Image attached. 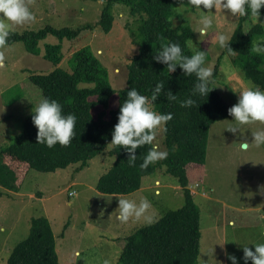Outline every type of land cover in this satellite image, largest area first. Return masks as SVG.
<instances>
[{
  "label": "rangeland",
  "instance_id": "1",
  "mask_svg": "<svg viewBox=\"0 0 264 264\" xmlns=\"http://www.w3.org/2000/svg\"><path fill=\"white\" fill-rule=\"evenodd\" d=\"M106 4L107 0H35L31 11L36 22L15 26L12 32H37L47 26L77 29L94 25V30L82 32L74 42L50 35L40 42V47L44 54L46 45L62 44L65 59L61 67L68 71L72 70L73 54L89 47L109 71L110 83L116 90L109 110H115L120 105V91L127 85L128 66L139 53L134 43L139 17L133 16L127 6L116 4L112 10L114 27L110 33H105L98 23ZM204 15L210 16L213 24L208 35L201 37L196 31ZM241 18L228 10L213 8L209 12L203 6L197 9L182 3L175 5L170 18L174 27L193 29L195 37L189 43L190 48L194 53L198 50L207 53L204 66L213 69L210 83L231 106L238 102L239 92L250 79L234 62L236 55H224L225 49L219 46L217 36L223 34L230 40ZM256 24L264 26V15L258 21L253 17L248 19L245 30L250 31ZM0 51L5 53V66L0 68L2 148L21 134L26 116L43 99L42 92L30 82L31 73L48 74L55 66L43 55L29 53L20 42ZM217 64L219 70L215 75ZM101 109L97 108L94 113ZM233 119L211 126L202 179L189 186L201 213L198 264H232L226 253L234 255L237 264H245L243 247L255 251L256 244L264 243V145L251 146L247 151L239 147L245 138L252 143V132L264 130V123L243 125L241 132L233 134L226 129L235 123ZM164 140V131H160L155 142L159 143L161 151H166ZM112 148L109 145L80 172L73 166L55 173L32 170L20 192L2 189L0 228L4 230L0 231V264H8L13 249L29 236L32 220L38 217H46L51 223L60 264H122L120 255L127 238L150 224L134 217L121 223L117 219V197L137 204L146 197L151 203L149 214L154 216L155 222L185 205L184 189L166 168L146 176L142 188L133 194L100 193L97 184L116 161L111 155ZM72 192L78 195H69Z\"/></svg>",
  "mask_w": 264,
  "mask_h": 264
},
{
  "label": "trees",
  "instance_id": "2",
  "mask_svg": "<svg viewBox=\"0 0 264 264\" xmlns=\"http://www.w3.org/2000/svg\"><path fill=\"white\" fill-rule=\"evenodd\" d=\"M177 3L189 5L187 0H107L98 23L105 33H110L114 27L112 10L116 4L127 6L133 16L139 17L138 33L134 39L139 53L128 66L127 85L120 91V105L115 110H109L110 100L116 93L109 80V71L89 47L73 54L71 71L61 67L65 59L62 44L46 45L44 54L40 47V42L50 35L74 42L82 32L94 30V25L77 29L47 26L37 32H11L6 45L23 43L29 53L43 55L55 66L48 74L31 73L30 82L42 92L43 98L56 100L64 115L74 114L77 119L75 138L71 143L66 147L57 143L49 148L46 144L37 143L38 129L32 121L34 113L28 114L21 134L13 143L0 148V195L2 189L20 192L32 170L55 173L73 166L76 172H80L88 167L111 145L114 126L118 123L120 107L127 99V92L135 87L140 94L150 98L156 84L164 82L162 94L153 109L160 114H173L164 131L167 158L142 171L139 165L150 146L136 150V166L130 167L126 149L112 145L111 155L116 157V161L100 178L97 190L107 195H130L142 188L146 176L166 168V172L174 176L184 189L186 201L182 208L166 213L155 223L130 235L120 255L122 264H198L202 239L201 213L189 186L202 179L211 126L233 118L228 114L231 105L211 83L209 87L213 89L207 96H193L192 89L197 82L195 75H185L179 66L175 72L168 73L167 65L154 59L162 44L170 42L178 43L184 55L194 54L189 45L195 37L193 29L190 26L174 27L170 19ZM248 11L249 14L238 22L228 43L236 52L234 62L264 91V55L250 51L252 41L264 36V26L256 24L246 31L244 24L252 19ZM262 15L264 7L260 10ZM224 55H228L227 49ZM218 70L219 64L215 75ZM168 91L178 99L169 102L165 95ZM187 98L194 99L196 106L181 107L180 101ZM99 107L102 109L95 114ZM8 264H60L55 234L46 217L32 220L29 236L16 245Z\"/></svg>",
  "mask_w": 264,
  "mask_h": 264
},
{
  "label": "clouds",
  "instance_id": "3",
  "mask_svg": "<svg viewBox=\"0 0 264 264\" xmlns=\"http://www.w3.org/2000/svg\"><path fill=\"white\" fill-rule=\"evenodd\" d=\"M35 0H0V49H4L7 45L8 38L11 35L12 29L15 26H23L28 23H35L36 16L31 11V6ZM187 3L197 9L211 10L213 8L228 10L233 16L243 17L249 14L257 21L260 17V10L264 7V0H187ZM200 27L196 32L200 36H207L208 30L212 27V18L208 15L201 17ZM164 37H161L163 40ZM219 46L222 49H227V54L230 56L236 55V52L229 46V38L223 34L217 36ZM251 53L256 55H264V37H260L252 41L250 48ZM206 52L196 51L191 56L183 54V50L178 43L162 44L161 50L154 59L157 62L167 65V72H175L179 66L185 75H195L197 82L192 89V95L199 94L207 96L213 89L209 87L213 77V69L205 67ZM5 53L0 51V68L5 66ZM164 82L160 81L152 90L151 97L140 94L133 87L127 92V99L120 107L118 115V123L114 126L112 133L111 145L122 146L128 152V164L130 167L136 166V150L143 146H150L147 154L143 158V162L139 168L143 171L150 165L167 158V151H161L159 143H156L157 135L160 131H166L167 122L173 119V114H160L153 109V105L157 98L162 94ZM169 102L176 101L177 95L171 91L165 93ZM181 107H194L196 101L187 98L180 101ZM32 121L37 127V143L46 144L52 148L57 143L61 146H68L75 138L76 116L74 114H63L62 106L56 100L43 98L39 104L33 108ZM228 114L232 116L235 122L226 129L233 134L239 130L241 126L250 125L255 122L264 123V91L260 90L251 80L248 85L239 92L238 102L228 109ZM253 141L249 143L245 138L239 147L243 151H247L251 146L260 147L264 145V130L252 132ZM75 197L78 194L75 192L69 193ZM117 219L121 223H127L130 218L136 220L141 218L147 224L155 222L153 215L149 214L151 203L146 197L140 199L139 204L135 201L117 197ZM231 223V222H230ZM0 228V231H3ZM243 259L245 264L251 260L252 264H264V243L256 244L255 251L247 246L243 247ZM228 259L232 264H237V258L232 254H227ZM107 264V262H105Z\"/></svg>",
  "mask_w": 264,
  "mask_h": 264
}]
</instances>
